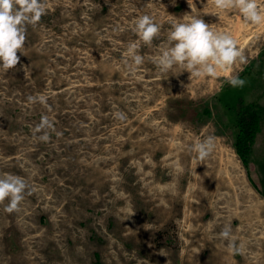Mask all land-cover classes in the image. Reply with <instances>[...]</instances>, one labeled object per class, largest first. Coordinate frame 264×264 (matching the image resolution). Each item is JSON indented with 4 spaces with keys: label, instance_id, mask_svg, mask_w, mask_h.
<instances>
[{
    "label": "rangeland",
    "instance_id": "374dc122",
    "mask_svg": "<svg viewBox=\"0 0 264 264\" xmlns=\"http://www.w3.org/2000/svg\"><path fill=\"white\" fill-rule=\"evenodd\" d=\"M42 3L17 65L0 70V177L28 186L17 211L0 203V264H264L251 200L264 193V24L214 0ZM143 15L160 26L150 45L134 30ZM192 16L230 34L247 63L215 78L161 73L172 25ZM40 95L46 104L28 99ZM240 101L260 109L247 168L234 149ZM43 117L51 126L37 132ZM208 137L214 151L194 169L192 146Z\"/></svg>",
    "mask_w": 264,
    "mask_h": 264
},
{
    "label": "clouds",
    "instance_id": "9594fccd",
    "mask_svg": "<svg viewBox=\"0 0 264 264\" xmlns=\"http://www.w3.org/2000/svg\"><path fill=\"white\" fill-rule=\"evenodd\" d=\"M214 7L218 11L235 8L245 22L253 25L264 24V14L257 0H214ZM45 12L42 0H0V70L6 72L17 65L20 59L17 50L23 48L27 26L36 25ZM134 30L145 45H150L158 36L160 26L150 16L143 15L136 21ZM168 41L169 47L155 60L161 73L179 68L196 76L215 78L218 70H226L236 63H247L242 49L238 48L230 34L214 31L198 16H192L186 22L174 23L168 33ZM137 49L138 45L132 44L127 54L134 65L139 66L143 57L138 54ZM240 70L243 71V68ZM226 80L233 88H242L246 83L238 73H230ZM28 99L33 103L46 104L48 97L40 95L30 96ZM118 118H122V115ZM50 126L48 118L43 117L36 131L42 132ZM40 140L47 142L48 134L45 132L40 136ZM214 148L212 137L198 141L192 146V151L196 154L194 169L212 154ZM27 187L25 180L18 176L0 177V203L8 200L5 211L12 213L19 209ZM220 236L230 240L236 250L234 241H231L230 227H226Z\"/></svg>",
    "mask_w": 264,
    "mask_h": 264
},
{
    "label": "trees",
    "instance_id": "16d2710c",
    "mask_svg": "<svg viewBox=\"0 0 264 264\" xmlns=\"http://www.w3.org/2000/svg\"><path fill=\"white\" fill-rule=\"evenodd\" d=\"M259 112L260 109L254 107L253 103L246 104L240 101L236 107L235 123L237 134L234 142V149L246 168L248 166L247 157L254 143L255 135L259 130ZM253 186L255 185L253 184Z\"/></svg>",
    "mask_w": 264,
    "mask_h": 264
},
{
    "label": "crops",
    "instance_id": "0c3cea01",
    "mask_svg": "<svg viewBox=\"0 0 264 264\" xmlns=\"http://www.w3.org/2000/svg\"><path fill=\"white\" fill-rule=\"evenodd\" d=\"M251 200L254 202V204L256 205V207L259 208V218L260 219H264V193L263 192H260V193H254L253 196L251 197ZM242 225H240L241 227ZM261 243V248H262V251L261 252H264V239L260 241ZM240 251H241V248H243V246L241 245L240 243V247H239Z\"/></svg>",
    "mask_w": 264,
    "mask_h": 264
},
{
    "label": "bare ground",
    "instance_id": "6f19581e",
    "mask_svg": "<svg viewBox=\"0 0 264 264\" xmlns=\"http://www.w3.org/2000/svg\"><path fill=\"white\" fill-rule=\"evenodd\" d=\"M218 162V161H217ZM211 163V162H210ZM210 163L206 166V167H203V169H205L206 171H210V172H212L214 169H215V166H210ZM216 163V162H215ZM219 172V171H218ZM215 174H211V176L210 177H212V176H214ZM219 178V177H218ZM220 179V178H219ZM224 183V182H223ZM29 263V262H28Z\"/></svg>",
    "mask_w": 264,
    "mask_h": 264
}]
</instances>
